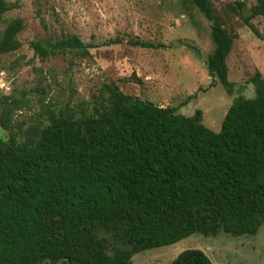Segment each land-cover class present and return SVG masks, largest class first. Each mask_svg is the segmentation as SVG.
I'll return each mask as SVG.
<instances>
[{
	"label": "trees",
	"instance_id": "1",
	"mask_svg": "<svg viewBox=\"0 0 264 264\" xmlns=\"http://www.w3.org/2000/svg\"><path fill=\"white\" fill-rule=\"evenodd\" d=\"M47 1L33 0L39 20ZM182 1L211 23L206 69L230 94L226 58L233 38L208 0ZM15 8L0 0V24ZM263 14L264 0H255L244 21L257 38L249 21ZM20 29L13 21L0 30V57L21 47ZM129 45L157 48L139 40ZM29 47L41 60L84 58L95 48L75 35ZM253 83L254 97L234 99L218 133L201 124L198 110L186 117L112 92L105 107H67L27 129L22 140L0 137V264H133L132 254L193 234L255 235L264 223V79L256 75ZM15 105L0 96L1 128H11ZM103 233L126 249L109 255ZM171 264L212 263L186 250Z\"/></svg>",
	"mask_w": 264,
	"mask_h": 264
},
{
	"label": "rangeland",
	"instance_id": "2",
	"mask_svg": "<svg viewBox=\"0 0 264 264\" xmlns=\"http://www.w3.org/2000/svg\"><path fill=\"white\" fill-rule=\"evenodd\" d=\"M5 1L17 8L4 14L0 30L19 21L21 47L0 57V96L16 101L11 128L0 127L4 140L10 134L16 141L24 139L27 129L45 125L50 114L67 107H105L112 92L172 107L186 117L198 110L201 124L218 133L233 100L253 98L254 77L264 79V14L249 21L261 38L244 24L255 0H208L214 17L233 38L226 58L230 94L207 72L206 61L214 49L211 23L190 3L48 0L41 2V22L33 0ZM237 3L243 4L241 9ZM63 35H75L95 48L84 58L59 54L41 60L29 47L32 41H54ZM131 40L157 48L133 47ZM101 238L109 255L126 249L112 235L103 233ZM186 250L201 251L212 264H264V224L252 236L193 234L170 246L134 253L131 262L171 264Z\"/></svg>",
	"mask_w": 264,
	"mask_h": 264
},
{
	"label": "water",
	"instance_id": "3",
	"mask_svg": "<svg viewBox=\"0 0 264 264\" xmlns=\"http://www.w3.org/2000/svg\"><path fill=\"white\" fill-rule=\"evenodd\" d=\"M48 264H50V262L48 261Z\"/></svg>",
	"mask_w": 264,
	"mask_h": 264
},
{
	"label": "flooded vegetation",
	"instance_id": "4",
	"mask_svg": "<svg viewBox=\"0 0 264 264\" xmlns=\"http://www.w3.org/2000/svg\"><path fill=\"white\" fill-rule=\"evenodd\" d=\"M263 224H264V223H263ZM263 224H262V225H263Z\"/></svg>",
	"mask_w": 264,
	"mask_h": 264
}]
</instances>
